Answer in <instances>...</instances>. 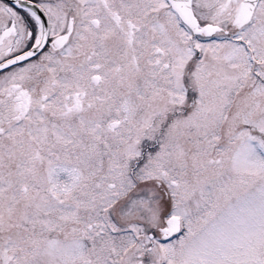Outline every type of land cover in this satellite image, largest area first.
Masks as SVG:
<instances>
[{
  "label": "snow or ice",
  "instance_id": "snow-or-ice-1",
  "mask_svg": "<svg viewBox=\"0 0 264 264\" xmlns=\"http://www.w3.org/2000/svg\"><path fill=\"white\" fill-rule=\"evenodd\" d=\"M0 264H264V0H0Z\"/></svg>",
  "mask_w": 264,
  "mask_h": 264
}]
</instances>
